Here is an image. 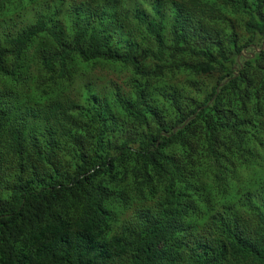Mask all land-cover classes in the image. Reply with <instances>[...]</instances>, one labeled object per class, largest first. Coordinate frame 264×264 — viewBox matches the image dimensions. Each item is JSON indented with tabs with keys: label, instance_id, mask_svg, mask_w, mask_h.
Instances as JSON below:
<instances>
[{
	"label": "clouds",
	"instance_id": "obj_1",
	"mask_svg": "<svg viewBox=\"0 0 264 264\" xmlns=\"http://www.w3.org/2000/svg\"><path fill=\"white\" fill-rule=\"evenodd\" d=\"M0 264H264V0H0Z\"/></svg>",
	"mask_w": 264,
	"mask_h": 264
}]
</instances>
